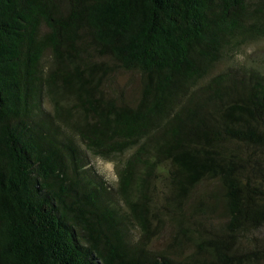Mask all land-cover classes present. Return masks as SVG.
Returning a JSON list of instances; mask_svg holds the SVG:
<instances>
[{
	"label": "trees",
	"instance_id": "trees-1",
	"mask_svg": "<svg viewBox=\"0 0 264 264\" xmlns=\"http://www.w3.org/2000/svg\"><path fill=\"white\" fill-rule=\"evenodd\" d=\"M262 41L264 0H0V264H264Z\"/></svg>",
	"mask_w": 264,
	"mask_h": 264
},
{
	"label": "rangeland",
	"instance_id": "rangeland-1",
	"mask_svg": "<svg viewBox=\"0 0 264 264\" xmlns=\"http://www.w3.org/2000/svg\"><path fill=\"white\" fill-rule=\"evenodd\" d=\"M250 53H257L259 55V59H262L264 62V41L260 42L259 44L248 46L243 48L239 52V57L242 58ZM132 79L130 88L134 89L137 84V78L135 73H126V72H118L116 74L115 83L122 85L126 81H130ZM131 91V90H130ZM132 92V91H131ZM92 162L94 166L98 169L100 173L104 175L108 183L111 185H115L117 175L115 172V166L112 161L105 160L100 157L92 158ZM169 229L167 228L163 235L155 242L156 246H161L165 243L166 238L168 237Z\"/></svg>",
	"mask_w": 264,
	"mask_h": 264
}]
</instances>
